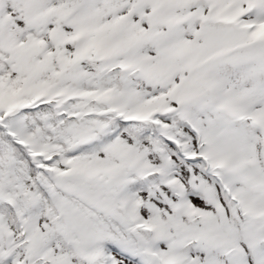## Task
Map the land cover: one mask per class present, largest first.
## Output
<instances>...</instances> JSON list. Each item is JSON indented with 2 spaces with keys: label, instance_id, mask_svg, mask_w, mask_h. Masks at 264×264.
I'll return each instance as SVG.
<instances>
[{
  "label": "snow or ice",
  "instance_id": "6c2138e0",
  "mask_svg": "<svg viewBox=\"0 0 264 264\" xmlns=\"http://www.w3.org/2000/svg\"><path fill=\"white\" fill-rule=\"evenodd\" d=\"M0 264H264V0H0Z\"/></svg>",
  "mask_w": 264,
  "mask_h": 264
}]
</instances>
